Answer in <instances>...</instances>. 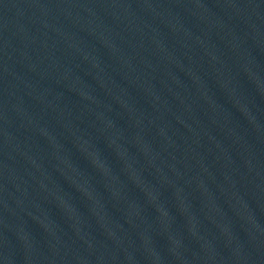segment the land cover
<instances>
[{
    "label": "water",
    "instance_id": "water-1",
    "mask_svg": "<svg viewBox=\"0 0 264 264\" xmlns=\"http://www.w3.org/2000/svg\"><path fill=\"white\" fill-rule=\"evenodd\" d=\"M0 264H264V0H0Z\"/></svg>",
    "mask_w": 264,
    "mask_h": 264
}]
</instances>
